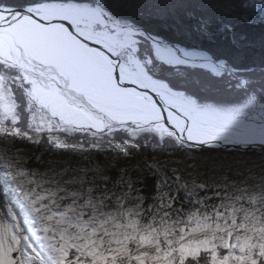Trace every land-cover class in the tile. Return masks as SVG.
Returning a JSON list of instances; mask_svg holds the SVG:
<instances>
[{
    "label": "snow or ice",
    "instance_id": "1",
    "mask_svg": "<svg viewBox=\"0 0 264 264\" xmlns=\"http://www.w3.org/2000/svg\"><path fill=\"white\" fill-rule=\"evenodd\" d=\"M0 264H264V0H0Z\"/></svg>",
    "mask_w": 264,
    "mask_h": 264
},
{
    "label": "trees",
    "instance_id": "2",
    "mask_svg": "<svg viewBox=\"0 0 264 264\" xmlns=\"http://www.w3.org/2000/svg\"><path fill=\"white\" fill-rule=\"evenodd\" d=\"M18 2V0H4L5 4H13L15 5ZM145 147L143 149V151H145L149 156H151L153 154L152 152V148H153V144L152 142H144ZM30 150H35L31 145L28 146ZM48 148V144L47 143H43L40 145V150H45ZM179 151L180 149H178L176 146L174 145H159L157 146V151L155 153V155L158 157V159H166L168 158V156L166 155V153L169 152H176L177 155H179ZM93 155H96L95 152L92 153ZM109 153H102V155H108ZM194 154L196 155H211V156H217V158H220L222 160H224L226 163V165L224 166H220L217 169L222 170V172L228 171V166L231 165L233 168H240L242 169V165L241 164H237L235 161L241 157H246V156H241L240 154L237 153H232L231 151H218V152H208L207 150H201L199 148H197L194 152ZM247 156H251L254 158H257L255 155H252L251 153H249ZM47 158V157H46ZM132 163H136L135 160L132 161ZM220 172V171H218ZM221 173V172H220ZM133 175H135V173H133ZM229 177L231 178V174L229 173ZM155 181L154 178L147 173V170H145L144 173V184L143 187L145 189V192L148 194L152 193L153 190V185H154Z\"/></svg>",
    "mask_w": 264,
    "mask_h": 264
},
{
    "label": "rangeland",
    "instance_id": "3",
    "mask_svg": "<svg viewBox=\"0 0 264 264\" xmlns=\"http://www.w3.org/2000/svg\"><path fill=\"white\" fill-rule=\"evenodd\" d=\"M226 151H229V150H226ZM197 156H201V155H197ZM202 157H204V159L199 161V166L196 169V172L201 173L203 175L197 177L196 172H194L193 177H190V179H192V178L207 179L208 177H216L217 179H219L221 173L218 171H212V169L218 168L220 166H224L228 163H226L224 160H222L220 158H217V156L204 155ZM173 158H175V157H173ZM166 159H168V158H166ZM166 159H160V160H166ZM244 159H247L250 161H255L257 163L259 162L257 160V158H254L251 156L241 157V158L237 159L236 161L244 160ZM242 168H243V165H242ZM223 173L229 174L228 171H225Z\"/></svg>",
    "mask_w": 264,
    "mask_h": 264
},
{
    "label": "water",
    "instance_id": "4",
    "mask_svg": "<svg viewBox=\"0 0 264 264\" xmlns=\"http://www.w3.org/2000/svg\"><path fill=\"white\" fill-rule=\"evenodd\" d=\"M227 149H225V150H222V151H226ZM230 151V150H229Z\"/></svg>",
    "mask_w": 264,
    "mask_h": 264
},
{
    "label": "bare ground",
    "instance_id": "5",
    "mask_svg": "<svg viewBox=\"0 0 264 264\" xmlns=\"http://www.w3.org/2000/svg\"><path fill=\"white\" fill-rule=\"evenodd\" d=\"M228 150V149H227Z\"/></svg>",
    "mask_w": 264,
    "mask_h": 264
}]
</instances>
